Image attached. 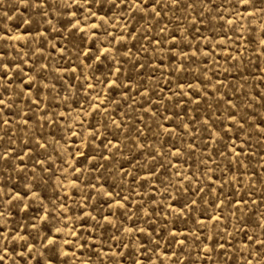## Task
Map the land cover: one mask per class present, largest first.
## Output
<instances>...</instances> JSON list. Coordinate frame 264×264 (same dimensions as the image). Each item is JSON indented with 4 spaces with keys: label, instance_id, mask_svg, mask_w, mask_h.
I'll use <instances>...</instances> for the list:
<instances>
[{
    "label": "rangeland",
    "instance_id": "obj_1",
    "mask_svg": "<svg viewBox=\"0 0 264 264\" xmlns=\"http://www.w3.org/2000/svg\"><path fill=\"white\" fill-rule=\"evenodd\" d=\"M0 264H264V0H0Z\"/></svg>",
    "mask_w": 264,
    "mask_h": 264
},
{
    "label": "snow or ice",
    "instance_id": "obj_2",
    "mask_svg": "<svg viewBox=\"0 0 264 264\" xmlns=\"http://www.w3.org/2000/svg\"><path fill=\"white\" fill-rule=\"evenodd\" d=\"M0 103H3V101H0Z\"/></svg>",
    "mask_w": 264,
    "mask_h": 264
}]
</instances>
